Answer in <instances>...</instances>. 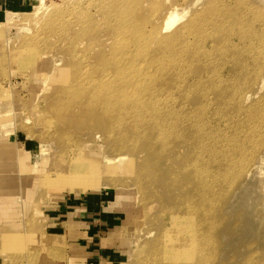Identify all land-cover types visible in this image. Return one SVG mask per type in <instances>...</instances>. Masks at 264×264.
<instances>
[{
    "label": "rangeland",
    "instance_id": "obj_1",
    "mask_svg": "<svg viewBox=\"0 0 264 264\" xmlns=\"http://www.w3.org/2000/svg\"><path fill=\"white\" fill-rule=\"evenodd\" d=\"M108 3L40 0L25 13H14L13 24L3 26L6 18L0 19V169L7 163L17 168L22 183L33 181L30 198L20 191L16 195L15 209L25 225L19 232L0 229V258L6 257V264H34L44 256L51 262L62 260L53 250L59 248V241L51 242L50 251L44 244L45 215L52 206L74 196L105 188L126 210L122 214L123 255L118 264H150L148 251L172 219L169 214L184 208L185 199L181 200L186 191L197 189L206 199L199 203L198 214L182 223L194 233L204 225L203 217L211 220L210 215H216L218 230L225 228L221 241L227 243L226 249L219 250L216 264H264V0H140L134 13L140 19L135 36L149 35L155 23L157 30L172 13L179 19L167 33L179 28L181 45L186 48L175 55L161 51L157 44L153 48L138 45L143 47L138 49L135 41L127 39L136 30L123 25L119 29L129 32L121 30L113 38L117 34L107 31L110 17L104 7ZM91 23L98 24L96 43L94 32L86 31ZM79 35L85 44L79 42L76 50L81 52L74 59L77 52L68 39ZM116 41L128 52L118 64L120 72H144L145 79H151L146 82L150 85L147 96L162 110L159 122L172 134L164 159L156 161L144 144L136 149L117 148L118 136L114 140L100 126L76 124L65 110L69 100L63 98L61 89L65 84L71 86L76 76L74 85L88 73L102 84L99 78L104 66L108 75L117 73L110 68L119 57L107 52L100 59L98 53L102 48L108 51ZM140 51L149 57L139 58ZM160 59L168 61L167 67L162 64L165 71L156 70V63L148 67ZM134 82L127 96L145 85L135 78ZM76 92L82 94L85 89ZM203 155L207 158L205 172L210 175L196 188L191 168L184 167ZM10 181L17 184L9 179L7 185ZM73 183L76 186H69ZM197 252L188 247L169 255L165 264H197Z\"/></svg>",
    "mask_w": 264,
    "mask_h": 264
},
{
    "label": "bare ground",
    "instance_id": "obj_2",
    "mask_svg": "<svg viewBox=\"0 0 264 264\" xmlns=\"http://www.w3.org/2000/svg\"><path fill=\"white\" fill-rule=\"evenodd\" d=\"M109 1L111 2L110 5L108 3L107 9L104 7V10H106V13L109 14V17H110L109 20L108 18H106L108 20V25H109L107 27V31H111V33L117 34L113 38L120 36L121 35L120 31L125 30L123 28L119 29L118 27V26L123 25L126 29L132 28L131 30H136L134 34L133 32H129V30H125L121 32L127 31L129 33H132L130 36L127 37V39H131V42L135 41L138 49L143 48L140 46L138 47V45L149 46L150 48H153L154 44H157V45L162 46L161 51H170L169 53H172V54L174 53L181 54L186 50V48L181 45L182 42H180L183 36L181 35L179 28L167 33L169 29L172 27V25L179 19L178 17L171 15L172 13L169 14L167 19L164 18V20L160 22V25L157 27V30H156V23L154 24L152 31H149L151 35L149 34V35L143 36V34H141L140 37L139 36L136 37L135 35H139L138 30H137L138 28L137 22H139L140 19L137 20L134 13L137 9V5L140 4V0H137L139 1L138 3L132 2V0H109ZM141 3H142V0H141ZM13 15L14 13H7L6 15L7 17H5L6 20L3 22V26L13 24V19L17 18V17L13 18ZM153 18H155L154 15H153ZM196 22L197 21H193L195 25L198 24V23L196 24ZM95 23H91L87 27L88 29L86 31L87 32L90 31L89 33L91 34L93 32L94 34L98 32V29L96 28L98 24H95ZM144 23L145 22H140L139 24L142 25ZM97 34H95L96 35L94 39L95 43H96V40L98 41L100 37L99 34L98 35ZM158 35H160L161 39H157ZM73 37L71 38L69 37L70 39L68 38L67 39L69 41V44L73 45L74 48L72 49H74L77 52V54L73 55L74 59H76L78 52H81L79 50H76L78 49L77 47H79L78 44H80L79 42H81V44H85L84 43L85 41L83 42L82 40L79 39L81 35H79V37L76 36V38L75 36ZM261 41L263 43L264 39H261ZM176 42H178L179 44L174 45V43ZM93 44H94V41H93ZM86 46L91 47L90 49L92 50V47H93L92 44L88 45L87 43ZM90 49L88 50L89 52H90ZM255 49L260 50L257 47H255ZM105 51L106 49H103V48L99 50L98 53H99L100 59H105V54H107V52H109L108 54L110 56L116 55L119 57L116 61L117 64L115 63L110 68V70H115L117 71V73L108 75L107 71L103 70L105 69V66H104L102 68V74H101V71H100L101 75L98 74V76L100 75L101 77L99 78L100 82L102 83L103 81L102 84H100L98 80L96 81L93 80L92 79L93 77H88L89 73L87 74L88 78L84 76L79 77V81H78L79 83L78 84L75 83L77 88H74L75 85L73 84L76 79L78 80L77 76L74 81L72 80L73 83L71 82V86H68L66 84L63 86L62 84L63 86V89H61L62 96L64 99L69 100V106H67V108L65 107L66 108L65 110L69 112L72 116H74L76 124H80V125L83 124L85 126H89L90 128L91 127L97 128L98 126H100V128L103 131L107 132L108 134H111V137L118 136L119 142L115 141L116 144H119L117 148H119V146L121 148L123 146H129V148L131 149H136L137 147H141L144 144L145 145L144 149L147 152V154L155 155L156 161L160 160L161 158L164 159V156L166 158L167 148L171 144L170 136L172 134L166 133L164 128L161 126L159 122L163 115V114H160V111L162 110L157 109V107H155V103L147 96V94L149 93V88H150V85L148 83H151V79L148 78V80H146L145 78L147 76H146V73L144 72L135 74L129 69H127L128 71L123 70L124 73L120 72L122 70L121 68L122 66L121 65L118 66V64L121 63V59L123 61L124 58L122 57L128 52L124 51L120 47V43H118L117 41L111 42L110 46L108 47V51L106 52ZM85 55L86 53L82 57H86ZM148 55L149 54H147L145 51H140L138 54L139 58L149 57ZM78 62H76V64ZM146 62L148 63V60H146ZM167 62L168 61H164L161 59L154 60L153 62H151V64L148 65V67L151 68L152 66H155L154 63H156L158 65L157 66L158 68L156 70L165 71L167 67V64H166ZM162 64H165L166 67H164V65ZM84 75L86 76V72ZM71 77H74V76H71ZM134 78L138 82L145 83V85L141 87L139 90H137L135 95L130 97L127 95L132 92V88L133 86H135ZM95 82H98V84ZM104 83H107V84H104ZM95 84L96 86L98 85L97 88L95 86L93 87V85ZM102 85L103 86L105 85V86L103 87ZM83 88L85 89L84 93L86 92L89 93V96L87 97L83 96L84 94L83 92L82 94L81 92L79 93L76 92V91L84 90ZM74 89H76L75 92L77 94L82 95V97L80 95L77 96L75 92L73 91ZM102 89H105V90H102ZM57 93H59V91ZM139 127H141V130H139ZM115 137H114V140L116 139ZM157 142H159L160 145H158ZM156 145H158V147ZM205 153L208 154L209 152L207 151L203 152V154ZM206 162H207V158L203 155L202 158L199 160L195 159V160L189 161L188 164L185 165L184 167L185 170H187L188 167L191 168L190 171L192 172L189 171V173L190 175L193 174V177H192L194 180L193 183L196 184L195 186L196 188L198 185L202 184L201 179H203L204 177H208L210 175L209 174L207 176L205 172L207 168ZM172 171H169V173ZM141 173L142 172H140L139 174ZM186 173L188 174V172ZM175 176H177V180L180 179L177 173L175 174ZM136 179L139 180L140 177L137 176ZM181 179H182V176H181ZM174 182L177 185L179 184V183H176L175 180ZM214 183L215 182H213V184ZM69 186H76V185L73 183V184H69ZM181 188H184V187L182 186ZM186 192H188V194L183 193L185 195L183 196L184 198L181 196L182 195L181 193H180L181 195L179 194L180 198L182 197L181 201L185 199L184 203L183 204L181 203L184 206V208L180 210L178 208L177 209L175 208L176 210L171 211L169 215L173 217L170 220L168 226L165 228L164 231H162L163 233L160 234V236H158L159 238L156 241L157 244L155 245V243L153 242L152 248L149 249L148 251L150 252V255H151L150 256L148 254L150 256L149 258H152L151 262L153 264H165V259L168 258L169 255L171 256V254L180 253L181 250H186L188 247L198 249L197 253L199 254L196 259L197 264H216V256L217 254L219 255V250L227 248V243L223 244V241H221L222 239L220 237V235L224 233L225 228L223 229V231L218 230L221 228H219V225L217 226L216 222L214 221L216 217L214 213L210 215L211 220H208L207 217L206 218L203 217L205 219L203 223L204 225L200 226L201 229H199L198 232L196 230L194 231V233H192V231L186 225H183L182 223L183 220H186L187 218H191L192 216L198 214V212L200 211L198 209L199 203H201L204 199H206L205 198L206 196L203 193L197 192V189L193 192L190 191V193L189 191H186ZM196 221L197 220H195L194 218V223ZM175 230H176V233L174 232ZM172 233H175V234H172ZM177 234L179 236H177ZM234 243L237 244L239 242L236 241ZM170 260H173V257L170 258ZM249 260L250 258H248V261ZM147 261H148V258H147ZM151 262L149 263L152 264ZM248 264H253V262H248Z\"/></svg>",
    "mask_w": 264,
    "mask_h": 264
},
{
    "label": "crops",
    "instance_id": "obj_3",
    "mask_svg": "<svg viewBox=\"0 0 264 264\" xmlns=\"http://www.w3.org/2000/svg\"><path fill=\"white\" fill-rule=\"evenodd\" d=\"M39 2L40 0H0V19H5L7 13H25ZM4 156L5 154L3 159ZM4 166L0 169V178H3L0 184V229L3 232H19L25 224L22 226V215L15 209L16 195L20 191L30 198L33 195V181L27 180V185L22 183V179L15 173L17 168L11 169L7 163ZM9 179L16 180L17 184L10 181V185H7ZM125 211L105 188L74 196L65 204L52 206L50 213L45 215L47 223L44 227V244L50 251L51 242L59 241V248L53 247V250L62 260L51 262L49 257L44 256L34 264H118L123 255L120 244L124 236L125 218L122 214L125 215ZM36 225L35 231L38 228ZM6 260V257L0 258V264H6Z\"/></svg>",
    "mask_w": 264,
    "mask_h": 264
}]
</instances>
